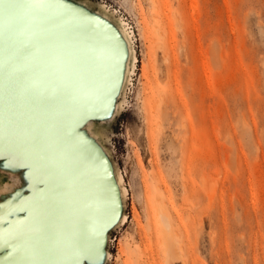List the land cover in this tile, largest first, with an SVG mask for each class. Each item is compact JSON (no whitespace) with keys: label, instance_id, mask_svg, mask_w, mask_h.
Instances as JSON below:
<instances>
[{"label":"rangeland","instance_id":"1","mask_svg":"<svg viewBox=\"0 0 264 264\" xmlns=\"http://www.w3.org/2000/svg\"><path fill=\"white\" fill-rule=\"evenodd\" d=\"M23 1L61 67L57 140L97 164L113 209L100 233L65 241L70 264H264V0ZM2 33L0 24V45ZM107 35L115 73L104 90L108 62L90 53ZM118 38L128 50L122 78ZM10 89L0 84V263L23 243L48 248L60 217L47 207L45 163L54 160L38 156L48 152L40 111ZM57 155L68 166L55 175H65L60 222L73 225L81 209L101 203L90 186L97 171ZM31 199L29 216L38 207L43 218L32 241ZM160 210L174 258L165 254Z\"/></svg>","mask_w":264,"mask_h":264},{"label":"water","instance_id":"2","mask_svg":"<svg viewBox=\"0 0 264 264\" xmlns=\"http://www.w3.org/2000/svg\"><path fill=\"white\" fill-rule=\"evenodd\" d=\"M13 2L17 5V10L14 15L9 18L7 15L0 14V24L2 25V38L0 45V84L10 86V93L7 95H11L12 93H19L24 98L28 100H33V107H37L40 111V119L42 125V132L44 134L45 145L47 146L48 152L39 153L38 156L42 158L44 161L49 158H45L47 156H52L53 166L52 164H47V169L42 166V169L48 172L50 178H52V182L49 185V189L47 191L48 200L47 207L52 210L56 208L60 211V217L57 219L59 222V229L57 231V238L52 240L48 248H45L46 245L40 244V240L38 242L33 243L30 246H26L24 243L20 245L17 249L15 257H12L6 262H2L0 264H10V261H14V264H45L47 259H49L53 254L50 251V247L52 243L59 238V234L61 232V222L60 219L64 212V208L58 206L59 200L57 199V187L62 184L65 180L64 176L56 179L55 175L57 170L61 171V174L67 170L68 166L60 160L57 155L60 152L67 154V156L75 157V159H82L89 163H91L96 169L99 180L101 184V205L97 209H91V211H87L85 209H81L79 211L80 220L77 223L76 228L70 229L69 232L63 236V244L60 250V254L57 257L58 264H70V256L66 255V246L65 241L72 234H76L81 236L80 240L86 239L87 236L91 235L98 230L97 233H100L101 228L112 221L113 218V209L107 204V201L110 199L106 194V183L100 173V169L97 164L88 159L86 155L80 152L71 153L61 148V144L57 140L56 130L58 128V118L61 115L63 108L61 104V97L59 93L60 85L58 73L60 71V65H57L55 61L51 58V55L48 54L47 49H45V44L41 39L42 31L36 30L30 25V17L28 15V6L23 0H13ZM33 28V29H32ZM112 37L107 35L103 41L104 46L97 44L95 49L91 50L90 56H92V51L95 52L96 58L100 61H107L108 65L105 67V71L109 74V79L103 81V89L109 90L111 85L114 83V77L112 75L114 72L113 62L114 59L109 56V51L115 45L113 43ZM122 38H119V42ZM121 46V54L120 55V64L123 66L119 72L120 78H122V73L124 70V54L125 49L122 48L123 45L120 42ZM21 55H24L23 57ZM94 56V53H93ZM24 62L33 73V77L26 78L21 72H24L23 69L20 70L21 63ZM113 61V62H112ZM19 70L18 74H11L12 70ZM33 69V70H32ZM113 73V74H112ZM28 76V75H27ZM1 92V91H0ZM8 92H6L7 94ZM4 94V92H1ZM42 116V117H41ZM72 128V124L68 121L66 131H70ZM41 152V151H40ZM57 155V157H56ZM43 165V164H42ZM57 167H62L63 170L58 169ZM56 191V194L53 195ZM46 195V196H47ZM36 196V195H35ZM108 199V200H107ZM32 201L36 203L34 199H31L30 205L27 208V219H26V230L30 228L32 233H34L33 238L30 240H34L36 238L35 235H38L40 226H41V210H39L37 217V230H34L32 224H29L30 221V211L29 208L32 205ZM37 204V203H36ZM61 204V199H60ZM108 205V207H107ZM38 206V205H37ZM60 207V209H58ZM53 211V210H52ZM28 241V240H26ZM16 251V248L13 252ZM31 257V258H30ZM35 257V258H34ZM52 260V259H51Z\"/></svg>","mask_w":264,"mask_h":264},{"label":"crops","instance_id":"3","mask_svg":"<svg viewBox=\"0 0 264 264\" xmlns=\"http://www.w3.org/2000/svg\"><path fill=\"white\" fill-rule=\"evenodd\" d=\"M21 56L23 57L24 55H21ZM24 62H26V61H23V63H21L20 70H22V69L23 70H31V68H29L27 65H25ZM91 174H93L92 179H90V181H91L90 186H92L91 191H92V194L95 195L96 198H99V201H100L101 200V195H100L101 194V184H100V180H99V175L97 172H93ZM74 176H76V177H74ZM82 178L83 177H80L78 174L77 175L73 174L71 181H78L79 182V181H82ZM84 178L86 179V177H84ZM100 205H101V203H100ZM99 206H98V208H99ZM78 221H77V223H78ZM77 223L70 225L67 222H64V223L61 222V232L59 234V238L56 241H54L52 243V246L50 247V251L53 255L49 259H47V262L45 264H58L57 257L59 256L60 250L62 248L63 236H65L66 233L69 232L70 229L76 228Z\"/></svg>","mask_w":264,"mask_h":264},{"label":"bare ground","instance_id":"4","mask_svg":"<svg viewBox=\"0 0 264 264\" xmlns=\"http://www.w3.org/2000/svg\"><path fill=\"white\" fill-rule=\"evenodd\" d=\"M116 30V29H115ZM118 32H119V30H118ZM117 32V33H118ZM116 34V33H115ZM118 37V36H117ZM119 39V38H118ZM120 42H121V44L123 45V47L122 48H124L125 49V51L127 52V54H128V50H126L127 48H125L126 47V41H125V39H121L120 40ZM124 67H125V65H124ZM125 71H126V69H125ZM125 74V73H124ZM125 76V75H124ZM82 164L84 165V169H87L88 171H91V169H94V168H90L84 161H82ZM79 167V166H78ZM92 172V171H91ZM93 173V172H92ZM83 175H85V172L84 173H82L81 175H80V177H82ZM34 215V214H33ZM31 215L30 216V221H29V224H32L33 225V227H34V225H36V223H37V217L34 215ZM159 217H160V222H161V230H162V233H164V240H163V243L165 244V247H166V249H165V254H166V256L168 257V258H174L175 257V254H176V249H175V246H174V244H173V242L171 241V239H170V237H171V229H170V223H169V219H168V217H167V215L165 214V212H163V210H160L159 211ZM125 219V217H123V219L122 220H124Z\"/></svg>","mask_w":264,"mask_h":264},{"label":"snow or ice","instance_id":"5","mask_svg":"<svg viewBox=\"0 0 264 264\" xmlns=\"http://www.w3.org/2000/svg\"><path fill=\"white\" fill-rule=\"evenodd\" d=\"M17 10V5L13 0H0V14L7 15L11 18Z\"/></svg>","mask_w":264,"mask_h":264}]
</instances>
